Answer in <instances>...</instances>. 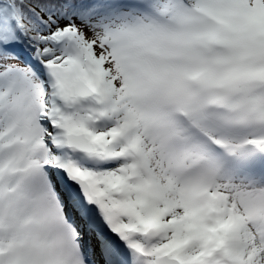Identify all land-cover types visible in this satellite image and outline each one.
Listing matches in <instances>:
<instances>
[{"label": "snow or ice", "instance_id": "6c2138e0", "mask_svg": "<svg viewBox=\"0 0 264 264\" xmlns=\"http://www.w3.org/2000/svg\"><path fill=\"white\" fill-rule=\"evenodd\" d=\"M0 264H264V0H0Z\"/></svg>", "mask_w": 264, "mask_h": 264}]
</instances>
